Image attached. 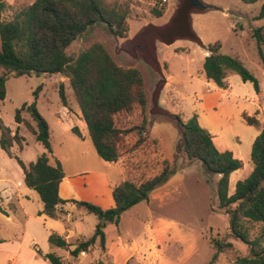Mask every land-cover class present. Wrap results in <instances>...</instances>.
<instances>
[{
    "label": "rangeland",
    "instance_id": "1",
    "mask_svg": "<svg viewBox=\"0 0 264 264\" xmlns=\"http://www.w3.org/2000/svg\"><path fill=\"white\" fill-rule=\"evenodd\" d=\"M263 1L248 4L241 0H104L110 7L127 11V35L117 37L105 24H96L67 48L70 56H77L92 44L102 43L119 65L140 70L149 102L144 109L136 104V110L116 115L117 126L129 130L120 139L119 161L125 168L126 177L136 183L159 173L165 158L169 159L173 171L169 180L155 189L149 206L146 202L138 204L131 212L123 213L119 225L108 227V237L114 236V254L121 257L118 264H208L218 242H232L233 246L219 254L216 264H236V255L248 254L247 244L231 235L229 214L219 206L216 188L220 175L208 172L200 161L189 159L184 152L179 118L185 121L187 115L197 110L204 112L207 119L217 122L224 130L228 146L244 152L245 164L235 176L237 181L253 171L254 163L247 151L257 128L248 124L242 115V108L252 112L248 88L241 84L243 81L231 78L233 88L228 89L238 97L230 96L201 82L190 83L188 73L203 70V52L208 50L210 42L220 40L223 44L221 51L239 55L264 86L263 63L251 36L255 27L264 24V18H255ZM31 2L18 0L4 10L1 18L13 19ZM154 9H163L164 15L154 16ZM163 39H170L175 45L165 48L160 45ZM184 47L187 51H180ZM167 73L175 75L181 83L174 93H169L172 102L167 105L158 103L157 106L158 88ZM63 76H8L7 95L0 107L3 120L14 124L17 109L34 98V90L43 82L46 87L40 94L37 108L50 120L56 117L54 109L62 99L60 89L53 83H62L64 87L61 80L68 77ZM250 86L254 91L253 84ZM244 94L248 95L247 100H244ZM144 117L143 135L146 137L138 142V130L132 127L142 126ZM21 134L25 137V149L20 158L29 162L43 146L24 124ZM53 138V148L68 167L83 170L90 166L86 159L88 149L72 148L70 135L59 131ZM60 143L64 144L63 147ZM1 153L7 159L6 154ZM236 183H231L229 193ZM251 229L252 236H256L262 225L255 224ZM100 250L102 253L98 258L88 250L81 252L82 260L73 257L72 261L66 262L114 264L110 259L114 254L108 253V248Z\"/></svg>",
    "mask_w": 264,
    "mask_h": 264
},
{
    "label": "trees",
    "instance_id": "2",
    "mask_svg": "<svg viewBox=\"0 0 264 264\" xmlns=\"http://www.w3.org/2000/svg\"><path fill=\"white\" fill-rule=\"evenodd\" d=\"M241 1L252 4L259 0ZM7 7V0H0V12ZM153 15L161 17L164 10L154 9ZM255 18H264V1ZM96 24H105L115 36L125 37L129 31L128 13L110 7L104 0H33L13 19L0 18V67L5 70L0 75V107L7 95L8 76L60 73L69 78L70 87L86 120L98 155L108 161H118L121 157L120 139L129 130L117 126L116 115L121 112L130 113L136 104L144 109L148 99L140 70L119 65L102 43L92 44L77 56L67 53L72 42ZM251 36L264 65V25L255 27ZM221 46L220 40L208 44L209 54L203 64L207 78L219 87L226 88L227 77L230 73H236L244 82L250 81L255 91L260 93L261 85L256 75L239 56L222 53ZM39 89L41 85L34 90V99L17 109L15 120L18 124H25L36 135L45 151L29 164L18 156L15 158L24 170L26 185L35 189L44 203L38 214L60 218L62 210L59 206L66 200L59 195V185L65 173L60 160L56 159L54 164L51 163L53 148L50 128L36 102ZM59 91L62 101L66 103L62 84ZM24 112L30 113L36 127L23 117ZM244 119L250 125H260L255 116L244 115ZM179 123L187 157L200 161L208 172L220 175L216 188L219 206L229 214L231 235L249 248L247 255H236L234 262L264 264V128L252 145L253 171L245 179L238 180L235 191L230 194V175L243 167V161L236 158L232 151H220L216 147L212 134L200 124L197 114L185 121L179 118ZM145 124L144 117L142 126L132 127L138 130V142L145 140ZM73 130L78 131L76 127ZM0 135V146L9 155L12 156L11 147L15 142L23 147L25 137L20 134L19 125L13 134L1 116ZM172 173L167 158L163 160L159 173L140 183L126 177L124 168L125 178L113 189L116 204L111 208L105 209L90 201L72 199L78 207L96 214L99 220L94 234L78 241L70 250L71 255L77 257L96 244L105 249L106 226L110 223L119 225L125 211L148 200L151 192L166 183ZM0 210L4 212L1 204ZM255 224H261L262 229L259 234L252 236L251 228ZM49 241L52 245L66 249L71 245L57 233H51ZM232 246V242H218L208 264H216L219 254ZM38 252L42 253L40 250ZM45 257L50 264H68L56 252H49Z\"/></svg>",
    "mask_w": 264,
    "mask_h": 264
},
{
    "label": "crops",
    "instance_id": "3",
    "mask_svg": "<svg viewBox=\"0 0 264 264\" xmlns=\"http://www.w3.org/2000/svg\"><path fill=\"white\" fill-rule=\"evenodd\" d=\"M17 1L18 0H7V8L14 5ZM1 15H4V11L0 12V18ZM160 45L165 48H169L173 47L175 44L170 39H163ZM180 49V51H182L183 49L184 51H187L185 47ZM156 50L157 48L155 47V51ZM158 53H160V51H158ZM208 54L209 50H205L203 52V61L205 60V57ZM158 56L160 57L159 54ZM4 72L5 70L1 68L0 74H3ZM32 75L25 77H30ZM43 75L51 77L59 76L61 74L56 73L52 75ZM237 75L238 74L236 73H230L227 77V87L222 88L216 85L214 81L207 78L206 73L204 71V67L203 70L198 69L196 73H188L189 82L192 84H194V82H201L202 84L208 85L209 87H212L214 89L222 90L227 95H234L238 97L233 90L231 91L228 89L233 88L231 78L236 79L238 82L243 81L240 75ZM163 80V84L159 85L158 93L156 95L157 106L158 103L161 105H167L169 102H172L169 99V93H174V90L181 83L179 79H176L175 75L173 76L171 74H168L167 77H165V79ZM61 81L64 82L65 93L67 92L66 103H64L62 100L59 101L57 107L54 109L56 117L53 116L51 120L42 114L49 124L51 143L54 140L53 137L55 132L60 131V133L70 135L69 141L71 143L72 148L80 146L88 149L86 159L87 162L90 163V166H87L83 170H72L71 166H67L64 158L60 157L57 154V152L53 148L52 143L53 155L51 157V163L54 164L56 159H58L63 165L65 176L63 177L59 185V195L62 199L66 200L65 203L59 206L60 210H62V217L52 218L46 214H38V212L43 209L44 203L40 197V194L35 189L30 188L26 185L24 170L15 158V156L20 157V154H22L25 149V144H23V147L21 148L20 145L15 142L11 147L12 156L9 155L0 146V157L2 158V160L0 161V204L4 209V212L0 210V248L2 249V253L0 254V264H50L49 260L45 257V254L49 252H56L58 255L62 256L65 261H72V258L74 256L71 255L70 250L75 247L78 241L87 239L94 234L96 224L99 220L96 214L89 213L85 208L78 207L76 203L72 201V199L90 201L100 205L105 209L111 208L116 204L113 195V189L117 185H119L125 178L124 166L122 165V162H120L119 160L108 161L98 155L96 148L92 142L91 136L89 134L86 120L83 116V113L77 100L74 97L73 90L70 87L69 78ZM68 83L69 87L72 90V93L70 92ZM61 84L62 83L56 84L54 82L53 86L57 89H60ZM241 84L248 88L250 96L248 101L252 105V112L247 111L246 108H242V115L243 117L244 115L255 116L260 122L259 126H255L257 130L254 131L250 139L251 147H249L247 154L251 156L253 142L257 135L260 133V131L264 128V86L262 85V83H260L261 92L257 93L255 89L254 91H252L250 86V84L252 83L250 81H247L246 83H244L243 81L241 82ZM45 87L46 84L43 82L41 84V90L38 93V97L36 100L37 107L38 101L40 100V94L44 92ZM243 96H246L244 100H247L248 95L244 94ZM134 109L136 110L137 107L135 106ZM194 114L198 115V120L200 124L204 128L208 129L209 132L212 134L214 143L220 151H225L228 149L230 151L232 150V148L228 146L223 136L224 130L218 127L217 122L207 119L204 112L202 113L197 110ZM191 115H193V113L187 115V118H189ZM23 117L29 120L32 125L36 127V122L33 120L30 113L24 112ZM203 118L205 120H203ZM4 122L12 129L13 134L16 132V129L19 125V131L21 134V127L23 123L18 124L15 122L14 124H10L7 121ZM74 127H76L78 131H74ZM63 145L64 144H62V147ZM44 151L45 148L43 146V149H39L36 152V155L34 156V158H32L33 160H30L29 162H24L26 164H29L32 161H36V159ZM1 152H4V154H6L5 156L7 159H5V157H2L3 153ZM232 152L236 158H239L243 161L244 166V152L236 150H232ZM81 153L84 154L85 152ZM68 169L70 170L68 171ZM238 170L231 173L229 187L232 182H237L238 177L235 176L238 174ZM234 191L235 188L230 191V194ZM152 194H155V190L151 192L148 200H143L134 205L133 207L135 208V206L141 204L142 202H146V206H149ZM133 207H131L127 211L131 212ZM127 211H125V213ZM112 225L116 224H108L105 228V233L106 248H108V253L113 255L115 253V242L113 241L114 236L110 239L107 234L108 227ZM51 233H57L61 235L63 238L66 239L68 243L71 244L70 247L66 249L56 245H52L49 241V236ZM38 250H40L42 253L40 254ZM90 250L94 252L96 258H98L99 254L101 255L102 253L98 244L90 247L89 251ZM80 254L76 258H81ZM83 258L84 257H82L81 260ZM110 259L114 262V264L121 263V257H119L118 255L114 254L112 257H110Z\"/></svg>",
    "mask_w": 264,
    "mask_h": 264
},
{
    "label": "built area",
    "instance_id": "4",
    "mask_svg": "<svg viewBox=\"0 0 264 264\" xmlns=\"http://www.w3.org/2000/svg\"><path fill=\"white\" fill-rule=\"evenodd\" d=\"M164 1H166V0H164Z\"/></svg>",
    "mask_w": 264,
    "mask_h": 264
}]
</instances>
